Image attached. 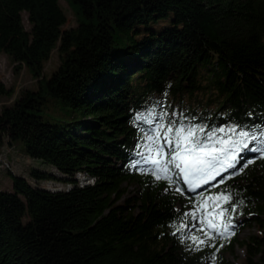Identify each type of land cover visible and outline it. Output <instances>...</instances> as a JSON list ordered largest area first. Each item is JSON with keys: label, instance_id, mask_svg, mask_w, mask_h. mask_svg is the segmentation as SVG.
Masks as SVG:
<instances>
[{"label": "trees", "instance_id": "obj_1", "mask_svg": "<svg viewBox=\"0 0 264 264\" xmlns=\"http://www.w3.org/2000/svg\"><path fill=\"white\" fill-rule=\"evenodd\" d=\"M68 1L79 21L64 29L59 0H0V52L38 76L57 45L61 55L0 111V145L18 142L37 163L9 169L12 186L0 188V264H234L225 253L236 244L242 264H264V0ZM162 110L209 128L251 126L256 147L222 183L176 190L129 163ZM222 190L238 205L234 222L197 247L190 236L202 231L180 203Z\"/></svg>", "mask_w": 264, "mask_h": 264}, {"label": "snow or ice", "instance_id": "obj_2", "mask_svg": "<svg viewBox=\"0 0 264 264\" xmlns=\"http://www.w3.org/2000/svg\"><path fill=\"white\" fill-rule=\"evenodd\" d=\"M137 116L144 118L140 113ZM154 116L159 118L150 121L153 124L151 134L142 137L149 142L148 147L137 154L140 158L129 163L137 170L148 171L157 180L163 178L169 184L175 183L178 188L181 181L188 188L196 189L215 181L220 173H225V176L232 174L227 170L234 172L242 154L250 146L256 147L257 137L251 134V126L247 130L237 124L209 128L200 123L186 122L187 118L167 119L168 113L163 110ZM257 135L264 133L257 131ZM256 150L264 155V141ZM244 160L247 161V157ZM139 165L144 167L138 168ZM194 203L196 207L185 211L184 215H191L194 221H199L205 231L203 235L191 234L190 239L197 247L207 243L204 236L212 238L214 243L215 234L222 235L234 222L228 219L229 209L234 215L238 205L232 202V193L223 190L212 192ZM186 226L181 222V229L177 231Z\"/></svg>", "mask_w": 264, "mask_h": 264}, {"label": "rangeland", "instance_id": "obj_3", "mask_svg": "<svg viewBox=\"0 0 264 264\" xmlns=\"http://www.w3.org/2000/svg\"><path fill=\"white\" fill-rule=\"evenodd\" d=\"M60 4L67 16V22L63 25V28H69L76 26L78 24V14L75 7L69 3L68 0H59ZM24 24L26 28H30V23L28 21L27 12H23ZM167 20L160 21L158 24L166 23ZM13 40L12 36L8 37L5 42L9 43ZM61 63V55L60 51L58 50V45L54 47L52 50L50 57L44 62V68L40 76L36 75L27 65L21 64L19 66L17 62H15L11 56L2 50L0 52V82L7 88L12 90L11 94H1L0 93V111L5 105L12 104L15 99L20 95V93L24 89H37L39 82L43 77H49L52 72L59 66ZM47 113V112H46ZM46 116V114L44 113ZM149 135V133H147ZM21 143V142H20ZM148 145L149 142L147 141ZM147 145V147H148ZM146 147V148H147ZM145 148V149H146ZM37 164L35 161H32L21 149L18 142H14L13 144L9 142L7 137H4V143L0 145V188H11L12 181L7 173V171L12 170L13 172L27 174L29 167L32 165ZM221 175V173H220ZM217 176L215 181L209 182L207 184L201 185L199 188L191 189L186 186V183L181 181V184L185 187L186 191H197L200 193L216 186L221 181V176ZM83 175L79 179H81L82 183H93L91 177L82 178ZM42 184H45L42 181ZM47 185V184H46ZM174 189H179L175 183L171 184ZM52 187L54 185H51ZM134 185H129V190H133ZM191 193V192H190ZM206 197V196H205ZM196 200L189 199L184 200V203H180V207L185 206V210H191L196 207L194 203ZM190 216L189 228L196 231V229L202 231L200 235H203L204 229L200 227L199 221H194L193 217ZM206 223V221H205ZM254 227H245L244 229L240 230L239 237L244 238L246 237ZM227 232H223L221 235L220 233H216V237L225 236ZM208 236H204V239L207 243H209ZM226 259L230 260L234 264H242L243 258L245 256V248L242 245L236 244L233 253H225Z\"/></svg>", "mask_w": 264, "mask_h": 264}, {"label": "bare ground", "instance_id": "obj_4", "mask_svg": "<svg viewBox=\"0 0 264 264\" xmlns=\"http://www.w3.org/2000/svg\"><path fill=\"white\" fill-rule=\"evenodd\" d=\"M85 177H86V176H84V175L82 176V178H85ZM92 180H93V178H92ZM81 182H82V181H81Z\"/></svg>", "mask_w": 264, "mask_h": 264}]
</instances>
